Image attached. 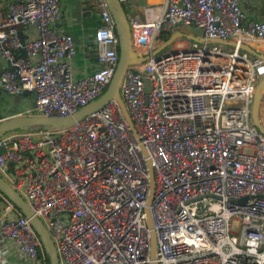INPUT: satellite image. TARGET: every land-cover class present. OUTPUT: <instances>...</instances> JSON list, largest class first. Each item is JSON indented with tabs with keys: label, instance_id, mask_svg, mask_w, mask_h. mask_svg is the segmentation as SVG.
<instances>
[{
	"label": "built area",
	"instance_id": "built-area-1",
	"mask_svg": "<svg viewBox=\"0 0 264 264\" xmlns=\"http://www.w3.org/2000/svg\"><path fill=\"white\" fill-rule=\"evenodd\" d=\"M96 3L98 69L79 79L74 39L56 27L61 0L7 4L1 99L29 92L23 116L68 118L106 93L119 37L106 0ZM130 23L141 57L180 29L200 31L202 43L127 70L120 93L132 126L113 98L69 127L4 135L0 176L43 222L60 264H264V135L252 120L264 60L239 48L243 39L264 43V20L249 19L241 0H164L156 18ZM21 28L34 33L24 44ZM142 146L154 169V260ZM0 264H50L30 220L1 191Z\"/></svg>",
	"mask_w": 264,
	"mask_h": 264
},
{
	"label": "water",
	"instance_id": "water-1",
	"mask_svg": "<svg viewBox=\"0 0 264 264\" xmlns=\"http://www.w3.org/2000/svg\"><path fill=\"white\" fill-rule=\"evenodd\" d=\"M107 6L115 20L116 23V33L119 37V64L115 75L111 81L109 88L106 93L96 102L90 104L89 106L83 108L72 117L68 118H44L40 116H14L12 118L1 121L0 120V138L4 135L14 132V131H24L31 129L33 127H47L51 129H61L74 125L75 123L81 121L85 116L90 113L96 112L102 109L111 99L115 98L118 101V104L128 121L132 126L133 123L127 113L126 106L122 100L120 89L123 78L127 70L131 66L143 65L146 62L150 61L151 58L155 61L160 60L162 57L167 56L170 51L176 52L177 49L169 50L171 44L183 34L175 32L172 34L170 39L164 42L160 47H158L151 56L141 57L138 56L133 50V36L130 19L128 17L125 6L120 0H106ZM21 43L24 44L25 37L22 34H19ZM190 38V37H189ZM195 42L202 43V40L193 39ZM211 44H219L227 47H236L238 44L236 42L228 41H210ZM239 48L251 54L254 57H258L264 60V54L258 52L248 44H240ZM20 53L22 56H25V51L21 48ZM29 92H24L21 97H28ZM13 97V96H12ZM264 97V79L260 82L258 86L257 93L254 98L252 106V120L255 127L259 130L260 133L264 135V124L261 121V108L262 101ZM1 113V111H0ZM142 152L147 160V165L149 169V178H150V194L147 200V207L145 209L147 215V225L150 229L151 234V259L154 260L156 257L157 251V238L154 231V224L152 219V214L150 206L154 199L155 193V180H154V169L152 161L149 159V155L144 146H142ZM0 191L10 199L15 206L21 211V213L30 220L31 225L35 231L40 236L43 245L46 251L49 253L50 264H60L59 255L54 241L51 238L50 233L46 229L43 222L34 215V212L27 204V202L0 176ZM155 264V263H152Z\"/></svg>",
	"mask_w": 264,
	"mask_h": 264
},
{
	"label": "crops",
	"instance_id": "crops-1",
	"mask_svg": "<svg viewBox=\"0 0 264 264\" xmlns=\"http://www.w3.org/2000/svg\"><path fill=\"white\" fill-rule=\"evenodd\" d=\"M21 0H0V21L7 16V4ZM164 0H131L126 5L130 20L144 22L154 19L160 11ZM242 7L251 20H264V0H241ZM61 19L56 27L64 30L74 39L76 56L73 62L75 78H84L97 71V55L94 45V33L100 25V12L96 0H61ZM23 36L34 35L33 31L21 28ZM253 42L248 40L247 43ZM264 54V44L259 48ZM7 63L0 57V72L7 68ZM4 96V95H2Z\"/></svg>",
	"mask_w": 264,
	"mask_h": 264
},
{
	"label": "rangeland",
	"instance_id": "rangeland-1",
	"mask_svg": "<svg viewBox=\"0 0 264 264\" xmlns=\"http://www.w3.org/2000/svg\"><path fill=\"white\" fill-rule=\"evenodd\" d=\"M179 33L183 35L176 38V40L171 44L169 50L191 47L195 43L193 39L196 40L202 39V33L200 31H195L192 29H180ZM164 42L165 41L163 39L159 38L157 41L156 49L160 47ZM246 44H248L255 50L259 51V48H262V45L264 43L253 41ZM227 48L230 50L233 49L232 47H227ZM30 102L31 100L28 97L20 98V97L3 96V99H1L0 96V111H1L0 120L3 121L12 118L13 116H23L24 115L23 111L29 109ZM17 109H19V111ZM233 230L234 231L237 230L236 224L234 225Z\"/></svg>",
	"mask_w": 264,
	"mask_h": 264
},
{
	"label": "trees",
	"instance_id": "trees-1",
	"mask_svg": "<svg viewBox=\"0 0 264 264\" xmlns=\"http://www.w3.org/2000/svg\"><path fill=\"white\" fill-rule=\"evenodd\" d=\"M172 34H165V35H162L160 39H163L165 42L168 41L170 39Z\"/></svg>",
	"mask_w": 264,
	"mask_h": 264
},
{
	"label": "bare ground",
	"instance_id": "bare-ground-1",
	"mask_svg": "<svg viewBox=\"0 0 264 264\" xmlns=\"http://www.w3.org/2000/svg\"><path fill=\"white\" fill-rule=\"evenodd\" d=\"M243 40H247L248 41V39H243Z\"/></svg>",
	"mask_w": 264,
	"mask_h": 264
}]
</instances>
